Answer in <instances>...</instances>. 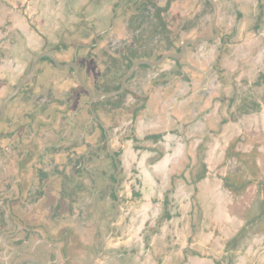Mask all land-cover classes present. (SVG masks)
I'll return each mask as SVG.
<instances>
[{"label": "flooded vegetation", "instance_id": "obj_1", "mask_svg": "<svg viewBox=\"0 0 264 264\" xmlns=\"http://www.w3.org/2000/svg\"><path fill=\"white\" fill-rule=\"evenodd\" d=\"M161 1L51 0L50 27L29 36L31 54L23 34L18 38L20 31L2 36L16 55L11 65L16 76L3 79L0 103L39 57L0 116V264L33 255L39 209L47 207L53 216L48 226L57 228L55 236L65 244L99 241L106 213H115L109 238L115 236L119 213L124 223L135 218L139 230L131 233L138 242L148 243L154 230L157 240H175L182 237L175 229L183 225L197 236L200 226L211 229L216 213L209 201L218 181L228 191L227 178L243 175V166L252 170L253 161L260 163L259 155L251 152V163L245 152L230 147L231 141L217 156V101L192 114L197 100L188 97V80L181 77L172 97L162 100L156 99L158 90L174 83L170 75L144 64L129 74L134 62H150L171 50L168 0ZM74 2L81 5V15L71 20L67 15ZM254 19L257 28L260 18ZM228 37L220 33L221 44ZM213 77L198 91L208 94ZM156 78L160 87L147 88ZM184 100L190 105L187 116L175 108ZM233 156L241 162L235 173L227 165ZM128 215L133 219L126 220ZM166 225L169 231L161 237L159 229ZM90 226L91 236L81 230Z\"/></svg>", "mask_w": 264, "mask_h": 264}, {"label": "crops", "instance_id": "obj_2", "mask_svg": "<svg viewBox=\"0 0 264 264\" xmlns=\"http://www.w3.org/2000/svg\"><path fill=\"white\" fill-rule=\"evenodd\" d=\"M32 1L35 2L38 0ZM107 1L108 4L111 2V0ZM46 2H48L46 5L49 8L51 0H46ZM186 2V0L179 1L178 4L174 2L166 15V20L168 22L171 21V24L168 23V27L173 28L178 26L182 34H186L192 28V24H194L193 20L190 21L192 15L186 11L188 8V2ZM173 6H178L181 7V10H185L177 11L173 9ZM71 7V16L68 14L67 17H71L72 20L76 19V16L81 15V5L78 2H74ZM36 9L38 11V8ZM43 11L46 12L47 8H43ZM63 14L64 13H62V15ZM42 15L46 16L45 13ZM49 15L50 8L47 15L50 22L51 16ZM255 16H259L260 18V24L257 25L255 29L258 33L256 36H254L253 30H251L252 27L256 25V23H254ZM17 18L19 25L18 31L20 30V32L27 37L33 35V30L26 28L25 23L27 21L25 17L18 15ZM216 23L219 24L218 26L221 28L220 33L225 38L228 37L229 32L232 33L230 38L228 37L229 42L222 47L221 59L215 67V74L213 77L215 85L220 84L224 87L222 101H218L213 105V116L216 121L214 127L216 144L214 150L218 156L225 143L231 141L232 138L240 135L245 130H262L264 133V0L221 1L218 3ZM119 26L120 34H122L121 31L124 26L122 18L120 19ZM38 30H41V28L38 27ZM238 38L240 39L237 40ZM256 39L258 43L255 41ZM191 91L188 93V97L197 100V106L192 110V114L195 110L201 112L205 106H209V102L202 106L199 105L201 97L199 95L196 96L195 93L192 94ZM193 91L200 93L197 89ZM185 93L187 92L184 88L182 94ZM177 106H175V108L180 115L186 113L187 116V113L190 112V105L187 100H184L182 104ZM185 107H188V109H185ZM183 110L185 111L182 112ZM219 149L220 151L217 152ZM7 166L9 170H13L14 168L13 165ZM214 189L216 190L214 192L216 194L212 196L214 201H209L210 205L214 206L213 208L216 213L213 220L221 218L224 222H230L233 213L229 211L228 208L235 197H233L234 195L228 189L226 192L229 194L226 192L224 193L220 181H218ZM223 205L228 206V208L225 207L224 209L225 216L220 215V207ZM74 208H76V205ZM39 210V237L31 247L34 253L33 255L28 254L15 259L14 264H86V261L91 258H93V261L90 264L224 263L223 260L220 261V255L218 254L222 244L221 240L213 237L210 229L208 230L209 232H204V226H200L197 229V236H195L196 234L190 231L189 226L183 225L180 230L179 228H177V230L175 229L180 235L182 234V237H177V239L171 241L157 240L159 237L158 230H154L152 240L148 243H143L142 241L138 242L132 237V229L139 230V226H136L134 223L135 218L133 219L131 217V219L134 220H132V223H124L121 219L123 213H119L120 218L118 219V223L123 230V234L126 233V238L121 239V236L118 237L116 234V227H113V234L115 236L109 238L111 231L109 228L111 227L109 220L114 217L115 213H106L103 217V227L102 231H100L101 237L99 241L90 238L83 245L77 242L65 244L60 241L58 236H55V232H58L56 230L57 228H50L48 226L49 222L47 221L49 219H45L51 212V208L49 209L47 207L46 210L40 208ZM218 216L220 217L218 218ZM93 228L94 227L90 226L86 230H81L90 234L89 231ZM46 229L48 230L46 231ZM167 230L169 231L167 225L159 229L161 237L164 236ZM105 233H107L106 236L108 240L104 245V251H99V245L102 243ZM188 236L190 237L188 238ZM117 237L119 240H117ZM90 243L94 245V250L85 251L88 249ZM16 246H18V244ZM75 255H77L78 258H75L73 263V256ZM246 258L247 256L245 255L240 256V263L249 264L250 260ZM253 262L264 264V254L255 255Z\"/></svg>", "mask_w": 264, "mask_h": 264}, {"label": "rangeland", "instance_id": "obj_3", "mask_svg": "<svg viewBox=\"0 0 264 264\" xmlns=\"http://www.w3.org/2000/svg\"><path fill=\"white\" fill-rule=\"evenodd\" d=\"M46 3H48L46 0H40L39 2H34L32 0H0V52H7L6 55L0 54V98L6 90V88L3 87V79L7 77V74L9 78L16 76V73L13 72V69L11 68L12 63L15 60L14 56L16 55L12 51H8L10 48H8V46L11 45H8L6 39H3L2 36H17L16 32L18 31L19 26L17 18L18 15L25 17L27 21L25 23L26 28L33 30V32H36L38 27L41 28V30L44 28L48 29L50 27L49 18L47 16L49 8ZM36 8H38V11ZM43 8H47V11L44 12ZM44 13L46 16L42 15ZM178 28V26H175L172 29H175L174 32H176V29ZM171 32L172 31H170V36ZM22 34L23 33L20 32L18 38H21ZM22 37L25 39L24 41L21 40L22 43H25V46L29 45V52L31 54L34 50L31 46L33 43H29L31 42L28 41L29 37L25 35H22ZM25 59H27L26 56ZM229 145L231 148H238V150L245 152L246 158L250 157V160H248L251 163L253 159V157L250 155L251 152H254V154L258 153L257 155H262L264 158V133L262 130H245L244 133L232 138L231 143L229 142ZM240 163V160L236 156L228 158V171L235 173ZM241 170H244L243 178H252L253 175L251 174L253 169L251 170L250 168L243 166ZM261 174L262 176H259L255 179L254 185H252V187L249 186L241 193V195L233 196L235 197L233 201L231 198L232 205H230L229 208L233 215L230 222H224L223 219L219 218L220 216H218L219 219L216 218L215 220H212L210 232H212L213 237L219 238L222 243L220 246V252H218V254L220 255V261L223 260L224 263L218 262V264H241L240 256L242 255L247 256L246 259L250 260L249 264H258V262H253L255 255L264 254L263 171ZM46 180L49 181V178ZM225 192L226 191H224V193ZM46 204L48 205V203ZM47 216L48 217L45 219L53 218V216H50V213ZM57 216L58 214L56 217ZM205 231L209 232L208 230Z\"/></svg>", "mask_w": 264, "mask_h": 264}, {"label": "water", "instance_id": "obj_4", "mask_svg": "<svg viewBox=\"0 0 264 264\" xmlns=\"http://www.w3.org/2000/svg\"><path fill=\"white\" fill-rule=\"evenodd\" d=\"M179 1L183 0H168L165 4L166 8L169 9L174 4H178ZM188 2V8L186 11L190 13L191 20H193L192 28L186 33L182 34V31L178 29L176 32H174V29H172L171 36L168 40V44L171 50L166 51L165 53L161 54L156 59L147 62V61H136L134 64L130 67L129 74H134L136 71L135 68L139 65H151L155 66L157 68H160V74L167 76L170 75L173 79V84H170L168 86H163L161 88L158 94V98L156 99H162L165 98L169 99L172 97L174 91L177 89V86H180L182 83V78L185 80H188L191 86V92L192 94L195 93L196 96L201 97V101L199 105H204L205 103L209 102L211 103L212 100L215 101H222V92L224 87L220 84L215 85L214 88L208 93L203 94L202 92L197 93L193 90L201 88L202 84L213 77L214 75V69L217 65V63L221 59L222 55V46L223 43H226V40L223 39L221 44L220 39V26L216 23V14H217V8L218 3L221 1H227V0H186ZM186 2V3H187ZM162 1H158L157 4L162 5ZM174 10L177 11H184L185 9L181 10V7H174ZM170 23L171 22H168ZM256 28H253L254 36L256 33ZM229 35L232 34L231 32L228 33ZM185 35L186 38L182 40L181 43H179V38ZM228 35V36H229ZM216 41H219L217 44ZM253 44V43H252ZM176 50V51H175ZM159 52V50H155L154 54L156 55ZM39 55H36L32 59L31 68L26 76H24L21 80L18 81V83L15 85V88L8 93L1 101L0 103V116L3 112L4 106L6 105L8 99L12 97L16 91L28 80L29 76L32 73V70L34 68L35 62ZM167 59V60H165ZM165 60V61H164ZM160 79L156 78L152 81L151 84L147 86V88L157 89V87H160L159 85ZM165 94V95H164ZM213 94V95H212ZM190 108V106H189ZM185 109H188V107H185ZM207 109V106L203 108L202 110ZM183 110L182 112H184ZM189 134V132H187ZM203 135V134H202ZM131 216H126V220H130ZM110 228V227H109ZM111 229V228H110ZM109 229V231H110ZM122 228L120 227V224H116V234L121 236V239H125V235L122 232ZM106 236V235H105ZM117 237V240L119 238ZM108 240V237H104L102 243L99 245V251H104V245L106 241ZM94 245L89 244L88 249L85 251H93ZM78 255V254H77ZM77 255L73 256V263L74 259L78 258ZM93 261V258L87 260L86 264H90Z\"/></svg>", "mask_w": 264, "mask_h": 264}, {"label": "trees", "instance_id": "obj_5", "mask_svg": "<svg viewBox=\"0 0 264 264\" xmlns=\"http://www.w3.org/2000/svg\"><path fill=\"white\" fill-rule=\"evenodd\" d=\"M259 158L261 159V164L260 163L257 164L256 161H253V164L250 165V167H252L253 169V172L251 174L253 175L252 178L250 177L243 178V175L241 176L232 175L231 177L226 179L225 185L234 196L241 195V193L244 190H246L249 186L252 187V185H254L255 179L259 176H262L261 174L262 171L264 173V158L262 155ZM229 211H230V208H229Z\"/></svg>", "mask_w": 264, "mask_h": 264}]
</instances>
